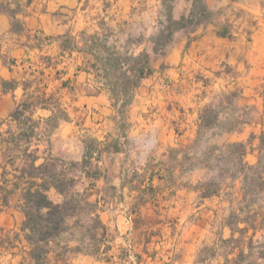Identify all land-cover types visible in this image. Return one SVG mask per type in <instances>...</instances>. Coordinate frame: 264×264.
Masks as SVG:
<instances>
[{
	"label": "rangeland",
	"instance_id": "rangeland-1",
	"mask_svg": "<svg viewBox=\"0 0 264 264\" xmlns=\"http://www.w3.org/2000/svg\"><path fill=\"white\" fill-rule=\"evenodd\" d=\"M49 1L20 0L31 6L25 21L41 37L43 52L20 48L27 38L7 34L12 18L0 17V84L12 78L11 69H27L41 81L38 86L58 92L69 116L57 128L45 122L41 128L44 155L51 150L63 161L59 170L67 189L81 194L67 231L47 246L46 264H224L217 256L224 252L235 258L238 244L221 242L233 236L229 224L236 222L239 207L238 184L232 182L236 168L228 157L236 150L229 145L244 143L246 161L258 162L264 132V0H205L209 18L177 31L164 55L152 53L150 39L170 10L180 19L190 13L193 0H65L48 9ZM84 32L108 34L109 50L151 53L154 71L125 112L106 90L98 94L96 75L84 71L89 59L78 51L86 47ZM46 57L53 58L52 69H46ZM93 97L101 99L91 102ZM21 99L22 89L3 93L0 87L1 132L19 128L9 119ZM49 116L38 110L34 119ZM0 161H5L1 150ZM220 185L218 195L204 197L205 189ZM48 195L55 204L66 199L57 189ZM17 206L15 199L2 211L0 230L21 232L26 218ZM263 233L257 237L262 249L244 264H264ZM9 260L0 256V264Z\"/></svg>",
	"mask_w": 264,
	"mask_h": 264
},
{
	"label": "trees",
	"instance_id": "trees-1",
	"mask_svg": "<svg viewBox=\"0 0 264 264\" xmlns=\"http://www.w3.org/2000/svg\"><path fill=\"white\" fill-rule=\"evenodd\" d=\"M5 1L6 5L3 3ZM3 2H0V9L3 8V12L12 18V33L24 34L25 27L19 20V16L24 13L25 5L17 2L16 7L13 8L11 2L7 0ZM209 15L205 0H193L190 13L183 15L180 19H175L173 11L170 10L166 14V20L161 23L162 27L159 32L150 39L152 53L164 55L177 31L190 26H199L206 22ZM84 36H86L84 39L86 47L82 50H78L77 47L75 49L83 52L89 59L86 71L96 75L97 81L102 84V89L106 90L116 104L120 105L121 111L125 112V109L133 102L135 90L154 71L151 53L144 50L138 56H130L127 53H121L116 47L109 50L106 43L109 38L108 34L89 35L84 32ZM35 40L39 44L28 47L41 49V37L35 35ZM61 47L63 50L67 48L63 44ZM46 59L49 61L47 68L53 66V58L46 57ZM132 62L134 65H131ZM40 75L44 77L45 71L41 70ZM37 83L40 84L41 81L35 77L34 73L24 69L19 78L3 80L0 84L5 93L14 92L19 88L24 91L23 99L17 104L10 119L18 125L20 130L0 131V150L5 156V161L0 163L3 169L1 194L3 196L2 205L7 206L10 203V197L20 192V207L26 218L23 231L30 246L31 264H46L50 252L47 246L54 238L67 231L68 217L72 215L70 210L74 208L73 203L81 204L77 199L81 197V194L73 192V189H67L68 183L64 180L66 177L63 171L59 170V164L63 162L61 159L50 153L44 157L42 163H39L42 159L39 149L32 148L34 142L42 137L41 120L34 119V114L38 109L52 112L46 123L54 127L60 121H66L69 118L67 112L62 109L57 92H49L48 85L38 86ZM204 120L201 116V127L205 126ZM260 140L261 154L255 164L246 161L248 150L244 143L229 145L236 150L232 151L228 157L236 168L235 173H232V182L238 184L236 201L238 200L239 207L236 222L229 224L233 236L229 239H222L221 242L223 245L237 243L239 252L235 253L236 257L231 259L229 252L217 255L224 259V264H244L255 249H262L257 237L260 232H264V153H262L264 152V132ZM235 154L237 157H233ZM19 161L22 165L16 166ZM9 165H13L14 171L8 169ZM69 187H73V182ZM218 187L219 189L213 191L205 189L204 197L218 195L222 191V185ZM52 188L65 194L66 199L63 204H55L49 198L48 193ZM245 214L247 217H243ZM100 228H105L101 222ZM251 230L252 234L248 238L247 234ZM243 239H248V241L243 242ZM261 259H264V253Z\"/></svg>",
	"mask_w": 264,
	"mask_h": 264
},
{
	"label": "crops",
	"instance_id": "crops-1",
	"mask_svg": "<svg viewBox=\"0 0 264 264\" xmlns=\"http://www.w3.org/2000/svg\"><path fill=\"white\" fill-rule=\"evenodd\" d=\"M3 0H0V2H2ZM7 1H9V2H11V5H12V7L15 5V3H17V2H19V3H21L20 2V0L18 1V0H13V1H10V0H7ZM65 0H50L49 1V3H48V9H54V6L55 5H59L60 3H62V2H64ZM73 0H67V3L68 2H72ZM6 2V1H5ZM22 4V3H21ZM30 7L31 6H25V10H24V13L22 14V15H20L22 18H23V25H24V27H25V33L24 34H22V35H18V34H14V33H12V31H11V28L10 29H8V31H7V34H10V36L11 35H16L17 37H26L27 38V40H28V42L29 43H26V44H21V45H19L20 46V48H25L26 49V52L28 53V54H30V53H32V52H34V51H40V52H43L44 50H43V48H41V49H39V48H35V49H31L30 47H28L29 45H31V44H34V43H32V41L33 42H35V35H33L32 34V32H33V30H31L28 26H27V24H26V18L28 19V17H30ZM8 15L6 12H0V17L1 18H3L2 17V15ZM19 16V17H20ZM8 17H9V15H8ZM42 18H43V16H41L40 18H39V20H42ZM33 35V36H32ZM59 35H61V34H59ZM59 35H57V36H59ZM52 37V36H51ZM42 47H43V45H42ZM19 48V49H20ZM74 53V52H73ZM78 54H79V52H78ZM86 66H87V63H85V69H84V71L88 74V75H93V73H88L87 71H86ZM54 67V65L53 66H51L50 68H47L46 67V69L48 70V69H52ZM80 70L82 69V67L81 68H79ZM27 70V69H26ZM42 70H44L45 71V69H42ZM11 72H12V78L11 79H2L1 80V82L3 81V80H13V79H15V78H19L20 76H21V74L22 73H20V72H18V70L16 71L15 69H11ZM45 75H46V73H45ZM94 84H97V86L98 87H96L97 88V93L98 94H102V92H103V90L104 89H102V84L101 83H99L98 81H97V79L96 80H94ZM66 85V83H63L62 84V87H66L65 86ZM19 89H22V88H19ZM19 89H17L16 91H18ZM3 91V90H2ZM16 91H14L13 93H15ZM48 91H49V85H48ZM50 92V91H49ZM3 93H5V92H3ZM6 93H9V92H6ZM23 93H24V91H23V89H22V99H23ZM57 95H58V92H57ZM59 97V96H58ZM22 99H21V101H22ZM96 99H101V97H93L92 98V100H91V102H96L97 100ZM20 101V102H21ZM99 101H101V100H99ZM61 102V101H60ZM19 103V102H18ZM17 103V104H18ZM38 110H42V109H38ZM37 110V111H38ZM37 111L35 112V114L37 113ZM42 111H45V112H48V113H50V116L52 115V112L51 111H46V110H42ZM35 114H34V116H35ZM49 116V117H50ZM49 117H47V118H39L38 120H41V128H42V124H43V122H45L46 123V120L49 118ZM10 119H11V116H10ZM9 119V123H14V122H12L11 120ZM67 121V120H66ZM61 122V121H60ZM47 124V123H46ZM48 125V124H47ZM41 128H40V130H41ZM57 128V127H56ZM11 129V128H10ZM13 130V129H12ZM17 130H19V128L18 129H16V130H13V131H17ZM40 140L39 141H37V143L34 145L33 144V146H32V148L33 149H39V155L42 157V159L39 161V163H42L43 161H44V157H46L44 154H46V152H44V151H42L41 150V145H40ZM48 152L49 153H51L53 156H55L53 153H52V151L50 150H48ZM3 161H0V163H2ZM20 162V161H19ZM19 162L16 164V166H18V165H20L19 164ZM13 167V166H12ZM14 168V167H13ZM0 169L1 170H3L1 167H0ZM2 173H1V176H0V216H1V214L4 212L3 210L4 209H8V208H10L11 207V205H12V201L13 200H15L16 199V202L18 201V204H19V206H17V207H19L20 208V210L22 211V209H21V207H20V192H17V193H15L14 195H12L11 197H10V203H9V205H7V206H4V205H2L3 203H2V199H3V196H2V194H1V185H2ZM53 189H55V188H52L50 191H49V193L51 192V191H53ZM48 193V194H49ZM3 211V212H2ZM22 213H23V211H22ZM24 214V213H23ZM10 231V230H9ZM15 230H13V231H11V232H8L7 230H4V229H1L0 230V236H2L3 237V242L1 241V243H0V256H2V257H5V256H9L10 257V260H9V264H13V262L14 261H16V259H18V262H17V264H31V260H30V258H29V252H30V246H29V243H28V241H27V239H26V235H25V232L23 231V229H21L20 231L21 232H14ZM13 232V233H12ZM1 237V238H2Z\"/></svg>",
	"mask_w": 264,
	"mask_h": 264
}]
</instances>
